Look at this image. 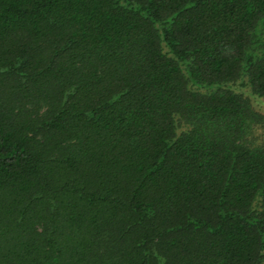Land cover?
<instances>
[{
  "label": "trees",
  "instance_id": "obj_1",
  "mask_svg": "<svg viewBox=\"0 0 264 264\" xmlns=\"http://www.w3.org/2000/svg\"><path fill=\"white\" fill-rule=\"evenodd\" d=\"M264 0H0V264H264Z\"/></svg>",
  "mask_w": 264,
  "mask_h": 264
},
{
  "label": "rangeland",
  "instance_id": "obj_2",
  "mask_svg": "<svg viewBox=\"0 0 264 264\" xmlns=\"http://www.w3.org/2000/svg\"><path fill=\"white\" fill-rule=\"evenodd\" d=\"M252 99L261 110H264V100L261 97L253 96Z\"/></svg>",
  "mask_w": 264,
  "mask_h": 264
}]
</instances>
